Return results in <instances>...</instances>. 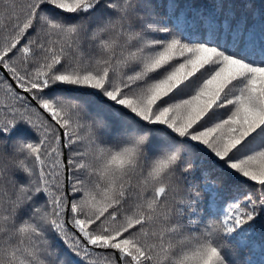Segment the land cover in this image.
<instances>
[{"label":"snow or ice","instance_id":"snow-or-ice-1","mask_svg":"<svg viewBox=\"0 0 264 264\" xmlns=\"http://www.w3.org/2000/svg\"><path fill=\"white\" fill-rule=\"evenodd\" d=\"M160 6L0 0V264H264V12Z\"/></svg>","mask_w":264,"mask_h":264},{"label":"trees","instance_id":"trees-1","mask_svg":"<svg viewBox=\"0 0 264 264\" xmlns=\"http://www.w3.org/2000/svg\"><path fill=\"white\" fill-rule=\"evenodd\" d=\"M177 2L181 5V7H184L187 4H192L197 8H204L209 9L212 6V0H177ZM230 3L234 4L236 6L237 16L241 15L244 11V4L246 0H229ZM151 3L156 6V11L163 16L165 13V8L161 7V3H167V0H151ZM252 3L255 5V8L260 11L264 12V0H252ZM31 136V132L27 127H20L17 132L14 134L13 139L9 142V146H11L12 143L16 142V139L19 138H28ZM192 179L198 180L199 179V172L197 171ZM203 186L201 185V188ZM183 194L182 192L180 193ZM205 200H207V195L205 194ZM257 233L264 237V227H262L260 224H257ZM243 253H239L237 255V259H243Z\"/></svg>","mask_w":264,"mask_h":264}]
</instances>
